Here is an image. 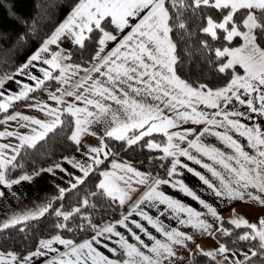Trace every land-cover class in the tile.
<instances>
[{"label":"snow or ice","instance_id":"6c2138e0","mask_svg":"<svg viewBox=\"0 0 264 264\" xmlns=\"http://www.w3.org/2000/svg\"><path fill=\"white\" fill-rule=\"evenodd\" d=\"M178 0H171L173 8L177 7ZM208 6L217 10H228L222 15L220 22H214L212 18L207 19V25L202 28V31L210 34L211 37L217 36V29L223 30L227 35L226 38L231 41L234 37H243L244 46L242 48L237 47L233 49L225 48L223 51L217 49L215 55L217 57H231L227 64H222L219 67V72L224 73L226 69H232L236 64H239L245 69V76H235L231 79L230 83L224 88L212 91L206 90L205 85H200L199 88L194 87L191 83L184 79H181L177 75L176 65L178 57L176 55L177 44L173 42L170 33H173V28L179 30H186V24L174 18L170 15V10L166 7V0H86V3H79L75 7L68 22L60 27L56 35L48 41V44H53L59 38L61 33L68 32L74 37L76 45L80 48L85 47V41L89 39L85 35V31L92 33L95 30H99L102 33V38L98 39V44L101 46L98 51L103 52L104 46L107 42H116L119 46L111 51L103 63L99 67L94 66V70L100 73L101 68L107 66V71L101 73L106 77V82L99 80L95 81L90 86V93L94 96L100 97V99H88L87 96H76L77 100L83 99L86 105L91 106L95 111H89L88 107L79 108L75 105L67 108V115L74 117L75 119L70 125L66 124L62 119L63 113L57 109H50L47 115L53 117L50 122L42 121L41 119H31V124L39 126L41 129L39 132L35 128L32 129L34 135L31 136H19V139L23 141L24 147L33 148L39 151L43 147V144L38 142L45 141L46 137L50 141L53 138H59L65 127H72L74 131L70 132L68 138H70L76 145H81V136L89 134L90 126L94 123L103 121L106 124V131L104 135L110 138H114L117 141L127 140L129 145L136 143V140L143 136L150 135L152 131L162 132L168 137L167 146L163 147L162 151L166 156L176 157L177 152L180 156L187 157L189 160L194 161L196 164H201V161L192 156L188 151L179 149L172 143L174 135L179 140H185L189 135H195V133L188 131L184 133L177 132L174 135L169 134L168 129L178 126L177 120L182 122L190 121L192 124H202L211 127L225 128V132H212L211 134L219 138L224 142L228 148H231L235 152V156H225L216 148H208L205 145L198 142L189 140L188 144L191 148H196L197 151H201L209 159L214 160L216 163L223 166L224 169L234 174L236 189L231 188L228 184H225L224 178L220 173L208 164H202L201 166L212 173L213 176L219 177L221 185L225 189L222 191L220 188L215 187L208 179L205 178L200 172L194 171L192 168H188V172L197 176L208 188L213 190V193L217 197H226L229 200H245V196L251 200H256L261 204H264V199L260 196L253 195L251 192H247L249 187L255 188L259 193H264V120L257 123L253 116L249 113L255 114L259 117H264V49L257 44V37L259 36L261 41L264 42V0H189L187 7H194L200 9L201 6ZM249 10L243 13L238 20L234 21V16L240 10ZM255 10H259L257 13ZM141 13H144L141 16ZM179 13L176 14V17ZM136 19L137 23L132 24L131 20ZM107 20L108 25H115V28L111 31L105 30L102 24ZM172 21V24H170ZM242 23L243 29L246 31L238 30V25ZM231 25V28H229ZM73 28L79 29L78 32L73 31ZM125 28H129L131 34L125 33L119 37L113 34L116 31L123 32ZM71 43V42H70ZM207 47V45H205ZM47 51V45L41 50ZM61 53H56L51 60L44 59L42 62L45 65H49L51 68L59 69L61 73L67 69L61 67L58 62V58ZM65 58L71 59V54H65ZM95 59H100L99 55L94 56ZM40 60V55L31 57V61ZM31 61L29 62L31 64ZM25 68L28 65L24 66ZM76 67H79L76 65ZM23 72V69H21ZM40 73L48 80L56 79L53 73L47 69H39ZM91 79V77H88ZM7 80L15 82L20 85V81L14 80L13 77H6ZM29 79L36 81L38 85H43L44 81L40 79L38 75H30ZM107 85V86H106ZM83 85H79L82 87ZM4 87V80H0V88ZM22 90L16 94L5 97L3 92H0V97L4 98L3 103H0V110L7 112L10 107V102L21 101L29 99L28 93L33 91L28 84L21 85ZM241 89L243 91H241ZM119 93V95L117 94ZM69 96L74 95L69 92ZM53 100L59 101L56 96L51 97ZM149 100L157 103H149ZM103 101H112L118 106L115 110L106 105ZM239 105L233 110L225 111L228 105H232L233 102ZM198 105H204L207 108L216 110L215 117H223L222 120H217L210 117L203 111H197ZM41 107H47L43 105ZM180 108H184L183 112L179 111ZM240 108L244 109L239 110ZM164 109H170L177 114V119H173L165 115ZM188 109L191 111L189 112ZM20 119L29 121V117L21 116ZM8 120H15L17 116L9 115ZM245 122H241V121ZM148 125L147 130L140 133L139 137H128L127 133L132 129H143L145 125ZM228 129L234 130L239 137L246 139L248 146L254 151V154H249L245 151L244 146L232 135H228ZM210 132V127H204L199 135L203 136ZM51 134V135H49ZM91 134H95L92 132ZM12 136L11 132H0V136ZM18 135V134H17ZM8 145H0V149H7ZM104 147H91L87 151L99 156L101 154L107 156L108 153L104 152ZM151 148H159L158 144H150ZM15 151V149L13 150ZM3 153L0 152V156ZM217 157H220L217 159ZM15 159V156L13 157ZM93 163H102L101 160L96 159L95 156L89 157ZM235 160L239 165L238 168L232 167L228 161ZM180 161L177 159L173 163L171 173L176 172V165ZM7 160L0 159V168L6 167ZM74 167L78 165L73 164ZM15 167V165H13ZM59 167V165H57ZM114 168H122V165L114 164ZM84 176H88L90 168L81 167ZM48 171H51L49 169ZM64 171V169H61ZM126 172H133L137 177H142L143 174L135 172L133 168L127 167ZM170 173V174H171ZM104 182H101L98 187L101 190L100 195L108 196L113 200H119L120 204L125 203L127 193L121 188V182L127 184L124 176H117L115 173L104 172ZM29 176L23 175L19 179L7 180L5 175L0 173V184L11 188L14 184H19L22 180L28 181ZM147 177L139 182H146ZM82 179L79 183H83ZM156 187L161 184H167V180H156ZM177 183H180L179 181ZM156 187H150L149 191L144 197L135 205L134 211L139 209L140 204L145 201H151L153 199L158 200L160 203L166 204L168 207H175L181 212L187 211L190 217L197 218V224L193 225L201 233L211 234L210 230L212 225L206 224L203 220H199L202 215L200 212H196L191 208H185L179 201L171 199L161 192L156 191ZM180 189L191 196L194 200H197L199 204L211 212L213 218L219 219L217 210L212 208L204 200L190 190L188 187L180 183ZM239 189H244L240 191ZM65 189L61 188L60 193H63ZM4 193L0 191V197ZM84 205H88V201H83ZM48 208H41L37 212H31L21 216H14L10 221L0 225V229H7L10 226L28 221L29 219H35L39 216H43ZM79 212L80 209L75 210ZM144 220H147L149 224L157 228L158 231H163L162 225L159 221H154L151 216H148L144 212H136ZM57 217L61 216V212L56 211ZM131 215V213H129ZM64 220L69 219V215H64ZM129 217L125 216L123 220L118 223L127 228ZM136 228L145 232L149 236V239H155L147 230L137 221H131ZM184 223H188L185 221ZM237 228L243 223L249 232H245L243 235H238L237 240L242 241H256L257 243L251 245V256L247 253L245 255V262L235 261L234 264H264V220L259 221V227L255 224H249L247 221H241L236 219L231 221ZM115 225H108L101 230L100 234L111 233L114 235H120L114 231ZM129 231L131 229L129 228ZM226 235H231L227 229H221ZM135 236V233H133ZM166 238L170 243H161L156 241L157 247L151 249L153 253L158 257L153 260L149 256H144L139 249L132 245H127L128 260H124L122 264H135V257H139L143 264H162L160 257H163L168 261V264H175L173 258L182 259L183 257L172 245H177L181 248H187V242L193 241V236L185 235L181 231L172 230L171 232H165ZM137 240L139 236L135 237ZM123 239V237H121ZM53 243L64 244L71 246V241H65L56 237L55 240L41 241V249L52 248ZM100 243V241H96ZM232 243H236L233 241ZM107 247V245H105ZM198 247V246H197ZM89 250V256H91L93 264H117L116 261L108 259L106 256L96 253L95 256L92 253L95 249L92 248L91 242L81 244L79 248L72 247V253L76 259L59 262L53 261L52 264H87L88 256L81 255L83 249ZM109 251H113L109 249ZM230 249L226 248L223 244L219 248L220 253L229 252ZM235 253H233L234 255ZM44 255L43 252H33L31 256L26 259L21 257L23 264H28V261L33 257ZM201 255L205 257H213L212 252H201ZM11 260L16 261L17 257L9 254ZM191 256V253H190ZM99 257V261H97ZM252 257H257V261H253ZM227 258V257H226ZM194 259V257H193ZM0 264H5L4 258L0 257Z\"/></svg>","mask_w":264,"mask_h":264},{"label":"crops","instance_id":"0c3cea01","mask_svg":"<svg viewBox=\"0 0 264 264\" xmlns=\"http://www.w3.org/2000/svg\"><path fill=\"white\" fill-rule=\"evenodd\" d=\"M79 3H86V0H80ZM78 4L76 6H78ZM74 9L69 13V15L61 23V25L56 29V31L40 46V48L35 53H33L15 73L9 76L13 77L14 80L20 81V85H17L15 82L9 81L6 78L3 79L4 87L0 88V92H3L5 94V97L11 96L13 93L18 94L22 90L21 85L23 84H28L31 88H33V91L28 93L29 98L31 97L33 92L40 89L44 91L46 97H38V100H35L34 98L32 104L23 106L19 110L10 114H6L4 116V128L0 132H11L13 133V135L0 136V145L9 146L7 149H0V152L3 153V155L0 156V159L8 161L6 167L0 168V173L2 174H4V172L13 164L21 148L23 147V141L19 139V136L34 135V133L32 132L33 128H35L37 132L41 130L39 126L31 124V119H41L42 121L50 122L51 119H53V117L47 115L50 109L60 110V112L64 114L67 113V108L72 105H75L79 108L88 107L89 111H95V109H93L91 106L86 105L83 99L77 100L76 96H87L88 99L93 100L100 99V97L94 96L90 93V86L93 85L97 80L106 82V77L101 75V73L107 71V66L101 68L100 73H97L92 69H94V66L99 67L103 63V60L108 55H110L111 51H114L115 48L119 45L116 42H107L106 46H104V51L97 52L100 59H94L93 64L88 68L81 67L79 65V67H76V64L71 63L70 59L65 58V54H69L70 50L74 46H76L74 37L71 36L70 33H61L55 43L48 44V41L56 35L60 27L68 22V19ZM143 15L144 13H141V16ZM131 23L135 24L137 23V20L133 19L131 20ZM113 26L115 28L114 24ZM73 31L78 32L79 29L73 28ZM244 31H246V29ZM125 33H128L129 35L131 34L129 28H125L123 32L116 31L113 34L117 35L119 38ZM88 34L89 33L85 31V35L88 36ZM241 38L242 43L241 45L237 46L240 48L244 46L243 37L241 36ZM45 45H47V51H41L45 47ZM235 48L227 49L234 50ZM37 53H39L40 55V60L31 61V57L36 55ZM56 53H61V56L58 58V62L60 63L61 67L67 69L63 73H61L59 69L51 68L49 65H45L42 62L44 59L51 60ZM230 59L231 57L227 56V62ZM30 61L31 64L29 63ZM25 65H28V67L25 68ZM235 67L241 66L239 64H236L233 68ZM41 68L51 71L56 77V79H53L57 83L55 89H53L51 85L48 84L51 80H48L43 76V73L39 72V69ZM21 69H23V72H21ZM241 69L242 73L237 75L245 76V69L243 67H241ZM30 75H38L40 79L44 81V84L41 86L38 85L36 81L30 80ZM88 77H91V79H89ZM81 84L83 86L79 87V85ZM209 89L210 88L206 87V90ZM241 91L243 90L241 89ZM69 92L73 93L74 95L69 96ZM117 94L119 95V93ZM52 96H56L59 101H62V103H58L57 100H53L51 98ZM22 101L24 100L10 102L8 111L19 105ZM3 102H5L4 98L0 97V103ZM103 102L106 105H110L114 110L118 108V106L115 105L112 101ZM149 103L157 102L149 100ZM43 105H46L47 107H41ZM234 105L236 108H239V105L234 101L232 105H228L225 108V111L233 110ZM184 110V108L179 109V111L181 112H183ZM239 110L243 111L244 109L240 108ZM188 111L190 112L191 110L188 109ZM197 111H203L210 117L217 120L223 119L222 116L215 117L214 113L216 110L207 108L204 105H198ZM164 112L168 117L177 119V114L172 110L164 109ZM0 113L6 112L0 110ZM9 115L17 116V119L8 120L7 118ZM249 115L253 116L257 123H260L262 120H264V117H259L255 114L249 113ZM21 116H27L30 119L29 121H24L19 118ZM72 118L73 120L75 119L74 117ZM241 122L245 121L242 120ZM177 124V127L168 129L169 134L174 135L177 132L184 133L191 131L195 133V135H189L183 141L179 140V138L174 135L172 143L175 144L179 149L188 151L192 156L200 160L201 164H196L194 161L189 160L187 157L180 156L177 152L176 157L167 156L171 161L169 173L165 178L158 179L150 172L138 170L127 163L119 161L113 162L106 172L115 173L117 176H124L125 180L128 181L127 184L121 182L120 186L127 193V197L124 204L119 203L128 211L126 216H128L129 219L125 222L128 224V227L125 228L117 222L111 225H115L114 231L119 233L120 235H114L111 233L100 234V231L96 236L79 244H75L72 242L71 246H66L64 244L53 243L52 248L55 249V251H52L50 249H41L39 243L38 248L34 252L40 251L43 252L44 255L33 257L32 260L28 261V264H52L53 261L59 262L60 260L74 261L76 257L72 253V247L75 246L76 248H79L81 244L89 242H91L92 248L95 249V252L92 253L93 256H95L96 253H100L101 255L106 256L108 259L116 261L117 264H122L124 260L129 259V257L127 256V245L136 247L144 256H149L153 260H156L158 257L151 251V249L157 247L156 241H160L161 243H170L166 238L165 232H171L172 230L181 231L185 235L193 236V241L187 242V248H181L177 245H172L183 257L182 259L173 258L175 264H194L192 261L193 254L208 252V249H211L214 246L217 247V245H219L214 238V233L221 228V221L228 220L231 222L233 220L240 219L241 221H247L249 224H255L257 225V227H259V221L264 220V204H261L256 200H251L247 196H245V200H229L226 197H217L214 195L212 189L208 188V186L205 185L197 176L193 175V173L188 172L187 170L188 168H192L194 171L200 172L215 187L220 188L222 191H224L225 189L221 185L220 178L213 176L211 172L201 166L202 164H208L220 173L221 177L224 178L225 184H228L233 189L237 188V185L235 184L234 174L224 169L222 165L216 163L214 160L209 159V157L204 155L201 151H197L196 148L189 147L188 144V141L192 140L198 142L199 144L205 145L208 148H216L220 152L224 153L225 156H235L236 154L233 149L228 148L224 142L211 134L212 132L224 133L225 128L211 127L202 124H192L190 121L182 122L179 120H177ZM106 127L107 126L103 121L92 124L90 126L89 134L81 136V145H77L78 151L71 157L65 158L59 164H57L59 165V167H57L56 165L51 168L41 170L33 175H30V179L28 181L22 180L19 184H14L11 188L0 184V191L4 193V195L0 197V225L10 221L14 216H21L31 212H37L41 208L45 207L49 208L57 198L61 197L69 189L78 185L79 180H83L85 178L81 167H89L90 173L100 164L93 163L92 160L89 159V157L95 156L96 159L103 161L108 156H105L103 154L96 156V154L87 151L91 147H101L102 145H105L104 139L107 136L104 135V133L106 131ZM204 127H210V132L201 136L199 135V133ZM147 128L148 125L146 124L143 129H132L127 133V136L129 137L131 133L136 131L137 134L135 137H139L140 133L147 130ZM92 132H94L95 134H91ZM227 134L232 135L234 139H237L244 146L245 151H248L249 154H254V151L248 146L246 139L239 137L234 130L228 129ZM152 135H161L165 138L164 144L162 145L154 141L150 142V144L155 143L160 145L159 148L154 149H161L162 151L163 147L167 146L168 144V137L162 132L152 131L150 135L143 136L142 138ZM142 138L137 139L136 142L141 140ZM14 149L15 151H13ZM103 151L109 154V150L107 147H104ZM163 154L165 155L164 152ZM14 156L15 159H13ZM219 158L220 157H217V159ZM177 159L180 161V163L176 165V172L171 173L173 163ZM228 163H230L232 167H239L235 160L228 161ZM73 164H76L78 166L74 167ZM114 164L122 165L123 167L114 168ZM127 167H131L135 172L143 174L142 177H137L133 172H126L125 169ZM49 169H51V171H48ZM61 169H64V171H61ZM143 177H147L146 182H139L143 179ZM104 180L105 177L103 176L99 184L101 182H104ZM156 180H167L168 183L161 184L156 187L154 183ZM178 181L184 186L188 187L190 190L194 191L199 199L204 200L212 208H215L217 210L219 219L217 220L213 218L211 212H209L208 209L204 208L203 205L199 204V202L197 200H194L191 196L185 194L180 189V183H177ZM150 187H156L157 192H161L171 199L179 201L185 206L186 209L191 208L196 212L202 213V215L199 217V220H203L206 224L212 225V228L210 230L211 234L201 233L199 229L194 228L193 225L197 224V218L194 216L190 217L187 211L181 212L175 207L170 208L166 204L160 203L155 199L151 201H145L143 204H140L139 209H136L134 211L135 205L139 203V201L149 191ZM61 188L65 189L63 193H60ZM239 190L244 191V189ZM247 192H251L253 195L260 196L261 199H264V193H259L255 188L249 187L247 189ZM117 201L119 202V200ZM141 211L146 213L148 216H151L154 221H159L160 225H162L163 231H158L157 228L149 224L147 220H144L141 216L136 214V212ZM129 213H131V215H129ZM131 221L139 222L147 230V233H149L155 239H149V236L146 235L145 232L136 228L135 225L131 223ZM185 221H187L188 223H184ZM241 225L245 226L243 223ZM129 228L131 229V231H129ZM133 233H135V236L133 235ZM136 236H139L140 239L137 240L135 238ZM121 237H123V239H121ZM55 238L42 239L41 241H54ZM63 240L69 241L66 239ZM97 240L100 241L99 244L96 243ZM105 245H107V247H105ZM109 249H112L113 251H109ZM32 253L27 254L23 258L26 259L28 256H31ZM9 254L17 257V255L12 252H0V257L4 258L5 264H23V260L19 259L18 257L16 261L11 260ZM81 255L82 257H89L87 260V264H93L92 258L91 256H89V250L87 248L83 249ZM160 259L162 260V264H168V261L163 257H160ZM134 260L135 264H143L139 257H135ZM97 261H99V257H97Z\"/></svg>","mask_w":264,"mask_h":264},{"label":"trees","instance_id":"16d2710c","mask_svg":"<svg viewBox=\"0 0 264 264\" xmlns=\"http://www.w3.org/2000/svg\"><path fill=\"white\" fill-rule=\"evenodd\" d=\"M79 2L80 0H0V80L15 73L56 31ZM188 2L189 0H178L177 7L173 8L171 0H166L170 15L186 24V30L174 27L173 33H170L173 42L177 44V75L196 88L205 85L212 90L222 89L232 78L242 73V69L235 67L220 73L219 67L226 64L227 56L217 57L215 52L217 49L223 50L241 45L242 38L235 37L229 41L226 33L221 29H217L215 38L203 32L202 28L207 25L208 18L220 22L222 15L228 10H217L204 5L200 9H195L187 7ZM247 11L249 10L242 9L236 13L234 21ZM255 11L259 12V10ZM177 13H179L178 17H176ZM105 25H107L105 30L114 29L113 25L107 24V20L102 27ZM238 30H245L242 23L238 25ZM101 35L99 30L94 29L88 34L89 39L85 41L84 48H80L79 45L74 46L70 50V62L81 67H90L100 48L98 39ZM257 43L264 49V42L259 36ZM48 84L53 89L57 85L54 80ZM35 97L44 98L46 94L42 89L37 90L29 99L22 101L13 109L0 113V131L4 128L3 118L6 114L32 104ZM61 119L68 125L73 121L67 113L62 114ZM73 129L70 126L65 127L59 138L49 141L46 137L45 141L38 142L43 144L39 151L23 146L13 164L4 172L6 179L33 175L56 166L63 159L74 155L78 151V146L68 138ZM136 134L135 131L129 137H135ZM152 141L162 145L165 138L161 135H152L129 145L127 140L117 141L106 137L104 143L109 154L83 179V183H79L57 198L43 216L0 230V252H12L20 259L34 252L42 239L55 237L79 244L96 236L106 226L122 220L128 211L117 200L100 195L99 182L103 173L116 161L150 172L158 179L165 178L169 173L171 161L161 149L149 147ZM84 200L88 201V205L83 204ZM77 208L80 209L79 212L75 211ZM56 211L61 212V216L57 217ZM65 214L69 215L68 220H64ZM220 226L221 228L214 233L219 245L223 244L230 251L250 253L251 256V245L257 242L237 240L238 235H243L250 229L243 225L237 228L228 220L221 221ZM221 229H227L231 235L224 234ZM233 241L236 243H232ZM257 259L252 257L253 261ZM192 261L194 264H220L215 257H205L201 254H193ZM241 262H245V258Z\"/></svg>","mask_w":264,"mask_h":264},{"label":"rangeland","instance_id":"374dc122","mask_svg":"<svg viewBox=\"0 0 264 264\" xmlns=\"http://www.w3.org/2000/svg\"><path fill=\"white\" fill-rule=\"evenodd\" d=\"M35 100H38V97H35ZM220 246L221 245H217V247L214 246L213 248L208 249V252L214 253L215 259L220 264H234L235 261H240L241 262L245 258L244 253H241V252L229 251V252H226V253H220L219 252ZM233 253H235V254L233 255ZM247 254L250 255V253H247Z\"/></svg>","mask_w":264,"mask_h":264}]
</instances>
